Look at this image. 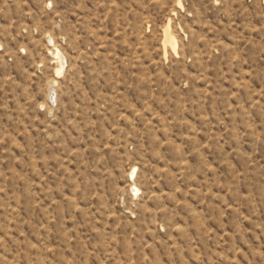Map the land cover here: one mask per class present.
<instances>
[{"label": "rangeland", "instance_id": "rangeland-1", "mask_svg": "<svg viewBox=\"0 0 264 264\" xmlns=\"http://www.w3.org/2000/svg\"><path fill=\"white\" fill-rule=\"evenodd\" d=\"M0 264H264V0H0Z\"/></svg>", "mask_w": 264, "mask_h": 264}]
</instances>
